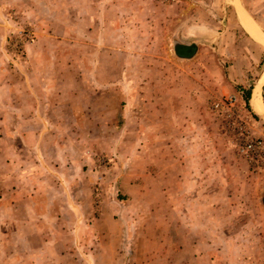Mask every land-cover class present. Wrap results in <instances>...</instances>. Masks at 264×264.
I'll return each mask as SVG.
<instances>
[{
    "label": "rangeland",
    "instance_id": "obj_1",
    "mask_svg": "<svg viewBox=\"0 0 264 264\" xmlns=\"http://www.w3.org/2000/svg\"><path fill=\"white\" fill-rule=\"evenodd\" d=\"M231 1L0 0V264H264V165L211 108L264 141Z\"/></svg>",
    "mask_w": 264,
    "mask_h": 264
},
{
    "label": "built area",
    "instance_id": "obj_2",
    "mask_svg": "<svg viewBox=\"0 0 264 264\" xmlns=\"http://www.w3.org/2000/svg\"><path fill=\"white\" fill-rule=\"evenodd\" d=\"M236 101L237 98L234 95L224 96L220 101H213L211 103V108L213 110L220 108L225 111L224 119L232 126L235 134L246 137L238 146V152L249 161L264 165V141L260 137H251L250 127L248 126L250 122L249 115H245L241 112V107L236 106ZM239 113L242 117L236 121V117H238Z\"/></svg>",
    "mask_w": 264,
    "mask_h": 264
},
{
    "label": "bare ground",
    "instance_id": "obj_3",
    "mask_svg": "<svg viewBox=\"0 0 264 264\" xmlns=\"http://www.w3.org/2000/svg\"><path fill=\"white\" fill-rule=\"evenodd\" d=\"M231 5L237 12V17L240 25L247 33V35L255 42L260 44L264 50V33L257 25V23L249 16L246 10L241 6L239 0H232ZM264 84V69L260 74L259 78L256 79L255 85L251 89V95L249 98L250 108L258 115L264 114V107L260 99V90Z\"/></svg>",
    "mask_w": 264,
    "mask_h": 264
},
{
    "label": "trees",
    "instance_id": "obj_4",
    "mask_svg": "<svg viewBox=\"0 0 264 264\" xmlns=\"http://www.w3.org/2000/svg\"><path fill=\"white\" fill-rule=\"evenodd\" d=\"M183 42L185 43V41H183ZM189 47H190L189 45L177 43L176 40L173 41V52H174V55L177 57L186 58L189 55H191L193 49L191 48V50H189L188 49ZM243 96L246 100H248L249 99V91L246 90V92L244 93ZM263 203H264V201H263Z\"/></svg>",
    "mask_w": 264,
    "mask_h": 264
},
{
    "label": "crops",
    "instance_id": "obj_5",
    "mask_svg": "<svg viewBox=\"0 0 264 264\" xmlns=\"http://www.w3.org/2000/svg\"><path fill=\"white\" fill-rule=\"evenodd\" d=\"M177 43H179V44H186V45H189V46H190V47L188 48L189 50H191V48H192V49L194 48V47H191L193 43H188V42H186V41H185V43H184L182 40H178V39H177ZM172 50H173V49H172ZM195 53H196V52H194V53L192 52L191 55H189V56L186 57V58H181V57H177V56H176V57L179 58V59L187 60V59L191 58ZM173 54H174V52H173ZM174 56H175V55H174ZM255 83H256V81H255ZM254 85H255V84H253V86H254ZM253 86H252V87H253ZM247 102H249V99L247 100Z\"/></svg>",
    "mask_w": 264,
    "mask_h": 264
}]
</instances>
